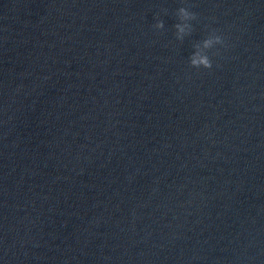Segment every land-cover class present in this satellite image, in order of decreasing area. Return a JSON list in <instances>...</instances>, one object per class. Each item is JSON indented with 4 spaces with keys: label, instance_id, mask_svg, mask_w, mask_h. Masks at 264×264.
I'll return each mask as SVG.
<instances>
[{
    "label": "clouds",
    "instance_id": "9594fccd",
    "mask_svg": "<svg viewBox=\"0 0 264 264\" xmlns=\"http://www.w3.org/2000/svg\"><path fill=\"white\" fill-rule=\"evenodd\" d=\"M177 16L180 22L174 25L176 29V38L182 41L186 35H189L192 32V25L189 23V21L195 20L197 17L196 13L191 12L186 7H180L178 9ZM155 28L163 29L164 22L158 21L155 24ZM223 43L224 38L221 35H217L215 32H213L202 42L195 44L194 48L196 51H194L189 57L190 66L196 69H211L213 66V61L207 54L208 50L212 49L215 45Z\"/></svg>",
    "mask_w": 264,
    "mask_h": 264
}]
</instances>
